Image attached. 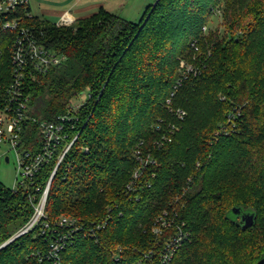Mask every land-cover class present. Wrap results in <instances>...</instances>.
Segmentation results:
<instances>
[{
	"label": "trees",
	"instance_id": "obj_1",
	"mask_svg": "<svg viewBox=\"0 0 264 264\" xmlns=\"http://www.w3.org/2000/svg\"><path fill=\"white\" fill-rule=\"evenodd\" d=\"M30 11L20 8L22 24L67 60L27 80L28 116L53 120L69 103L91 96L49 190L47 221L110 216L96 239L79 237L65 249L63 264H157L174 233L153 234L164 212L191 232L170 264L262 259L264 0H156L139 22L101 8L72 26L28 18ZM214 16L221 17L220 28L206 33ZM15 35L0 32V109L13 80ZM182 63L192 67L186 77ZM173 125L178 130L171 132ZM165 136L171 142L155 144ZM40 140L38 125L24 122L22 152L36 153ZM138 150L154 162L128 193L140 168ZM55 165H46L36 184L44 188ZM32 193L0 183V247L31 219ZM233 208L255 213L254 225L242 229ZM46 237L38 228L20 236L0 250V264H40L33 255L48 248ZM152 250L156 256L145 258Z\"/></svg>",
	"mask_w": 264,
	"mask_h": 264
},
{
	"label": "built area",
	"instance_id": "obj_2",
	"mask_svg": "<svg viewBox=\"0 0 264 264\" xmlns=\"http://www.w3.org/2000/svg\"><path fill=\"white\" fill-rule=\"evenodd\" d=\"M22 7H30L29 0H0V32H16L12 42V68L13 80L6 90V104L0 109V144L8 143L17 153V183L13 190L23 189L33 191L30 202L34 208V213L27 225L12 239L39 229L40 236L46 237L49 242L46 250L39 251L33 256L40 264H63L62 254L65 249L73 245L79 237L84 239H96L101 231L108 225L110 216L98 222L86 223L82 219L73 216H61L56 221H47L46 206L48 202L49 190L58 169L64 162V158L73 147L79 134L73 137L81 122L80 111L90 94L76 99L66 106L64 113L57 115L53 120H40L28 116L29 95L26 91V83L33 74H47L50 69L60 66L66 62V57L47 48L41 43L29 26H24L23 16L19 14ZM32 12H27L26 17L31 18ZM75 17L70 13H64L56 23L58 26H67L75 22ZM198 51V47L195 46ZM1 55V51H0ZM185 68L183 76L192 71L191 66L182 63ZM180 86V82L178 84ZM176 86V88L178 87ZM174 95V93H172ZM170 104V100L168 101ZM171 111H173L171 109ZM176 115L179 119H184L186 113L177 110ZM31 120L36 123L40 131V145L36 153L28 151L22 152L20 149V137L24 122ZM178 130L173 125L171 132ZM165 142H171V138L163 137L162 141H156L159 147ZM83 151L89 152L88 146H84ZM135 158L140 163V168L134 173L133 180L126 187L128 193L138 189V180L146 165L152 161L150 155L143 158L141 151H136ZM55 162L54 170L43 188L36 184V176L48 164ZM176 217V216H175ZM171 217L164 212L153 227V234L160 237L166 230L174 229V233L169 235L158 256L157 264H170L177 251L191 239V232L186 229L185 223H179L177 218ZM11 239V240H12ZM9 240V241H11ZM8 241V242H9ZM156 256L155 251H150L145 258L151 259Z\"/></svg>",
	"mask_w": 264,
	"mask_h": 264
},
{
	"label": "rangeland",
	"instance_id": "obj_3",
	"mask_svg": "<svg viewBox=\"0 0 264 264\" xmlns=\"http://www.w3.org/2000/svg\"><path fill=\"white\" fill-rule=\"evenodd\" d=\"M30 8L32 10V14L41 19H46L49 21H59L61 19V13L65 11V7H59L55 3H50L47 0H29ZM156 0H150L148 5L143 9L141 15L135 19L133 22H139L143 17L144 13L148 9V7L155 4ZM67 25L72 26L76 23ZM221 17L214 16L211 19L209 25L205 28V32L209 33L210 31H217L221 25ZM9 157V162L6 163L5 158ZM17 153L8 143L0 144V183L7 189H13L17 183Z\"/></svg>",
	"mask_w": 264,
	"mask_h": 264
},
{
	"label": "crops",
	"instance_id": "obj_4",
	"mask_svg": "<svg viewBox=\"0 0 264 264\" xmlns=\"http://www.w3.org/2000/svg\"><path fill=\"white\" fill-rule=\"evenodd\" d=\"M59 7H65L61 13H70L76 20L96 14L101 8L116 13L125 20L135 21L150 0H47ZM32 12V10H31ZM57 23L58 21H53Z\"/></svg>",
	"mask_w": 264,
	"mask_h": 264
},
{
	"label": "water",
	"instance_id": "obj_5",
	"mask_svg": "<svg viewBox=\"0 0 264 264\" xmlns=\"http://www.w3.org/2000/svg\"><path fill=\"white\" fill-rule=\"evenodd\" d=\"M5 161H6V163H8L9 157H6ZM232 214L234 215L235 219H239V223L242 225V229H244V230L252 227L255 223V220H256L255 213L250 212V211H243L240 208H233ZM14 240H15V238L9 242H6L5 244H3L0 247V250ZM255 264H264V257L262 259H260L258 262H256Z\"/></svg>",
	"mask_w": 264,
	"mask_h": 264
}]
</instances>
